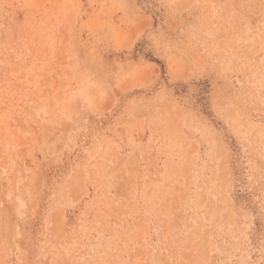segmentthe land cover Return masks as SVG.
<instances>
[{
    "label": "rangeland",
    "instance_id": "1",
    "mask_svg": "<svg viewBox=\"0 0 264 264\" xmlns=\"http://www.w3.org/2000/svg\"><path fill=\"white\" fill-rule=\"evenodd\" d=\"M0 264H264V0H0Z\"/></svg>",
    "mask_w": 264,
    "mask_h": 264
}]
</instances>
